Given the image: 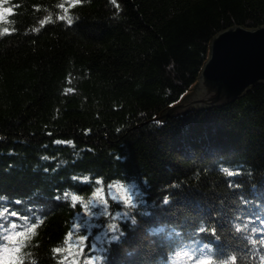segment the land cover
I'll list each match as a JSON object with an SVG mask.
<instances>
[{"label": "trees", "instance_id": "1", "mask_svg": "<svg viewBox=\"0 0 264 264\" xmlns=\"http://www.w3.org/2000/svg\"><path fill=\"white\" fill-rule=\"evenodd\" d=\"M263 25L264 0H0V237L25 233L0 239V264H262L264 85L160 113L191 93L212 37ZM121 184L135 207L92 206Z\"/></svg>", "mask_w": 264, "mask_h": 264}, {"label": "water", "instance_id": "2", "mask_svg": "<svg viewBox=\"0 0 264 264\" xmlns=\"http://www.w3.org/2000/svg\"><path fill=\"white\" fill-rule=\"evenodd\" d=\"M208 45L191 93L174 108L162 111L160 118L166 120L189 109L220 107L239 99L251 87L264 85V25L253 30L228 28L212 37Z\"/></svg>", "mask_w": 264, "mask_h": 264}, {"label": "snow or ice", "instance_id": "3", "mask_svg": "<svg viewBox=\"0 0 264 264\" xmlns=\"http://www.w3.org/2000/svg\"><path fill=\"white\" fill-rule=\"evenodd\" d=\"M4 10L6 11L7 14H11V12H12V9H11V8L4 9ZM68 23H69V25H71V24H72V21L69 20ZM4 31L7 32L8 30H7V29H4ZM55 143H56V144H61V143H64V142L58 140V141H56ZM67 143L71 144V141H68ZM44 159L47 160L48 157L45 156ZM46 171H47V170H46ZM71 178H72L73 181H76V180H77V177H75V176H73V177H71ZM73 178H75V179H73ZM84 179H85V181H86L88 178L85 177ZM95 182H96V184H99V183H100L99 180H96ZM119 187H120V189H121L124 193L127 194V199L124 201V203H125V204H126V203H127V204H131L132 207H135L136 204H135L134 201H135L136 197H138V196L140 195V193L137 192V191L135 190V186H134V185H123V184H121ZM65 196H70V199H71L72 204H73L74 207H75L76 202H77L78 200L81 199V196H80V195L71 194L70 192H66V193H65ZM4 198H5V197L0 196V200H3ZM55 198H56L57 200L60 199L59 196H57V197H55ZM112 199H113V200H116L117 198H116L115 196H113ZM15 203H16V204H20L21 202H20L19 200H17V201H15ZM89 204H92V201H91V200L89 201ZM92 206L95 207L94 204H92ZM104 214H105V215L107 214V204H105ZM11 215H12L13 217H16V216H18V213L15 212V211H13V212L11 213ZM126 218H127V215H125V213L116 212V214L112 217V220H113L114 222L111 224V231L114 232V233H115V232H118V233H119V236H123V233H124V232H123L121 229L118 228L117 223H115V221H119V220H121V219H126ZM24 219H27V217H24ZM41 221H42V220H41ZM134 223H135V222L131 220V224H134ZM84 224L87 225V226H90V225H88V222H87V221H84ZM35 226H38V225L36 224ZM11 227H12L13 229H15V228L17 227V224H16L15 222H12ZM246 227H247V225H246ZM34 228H35V227L28 228V231H29V232H32V231L34 230ZM252 231L255 233V232L258 231V229L253 228ZM212 233H213V235H215V228L212 229ZM24 235H25V233H23V232H16L15 235L8 236V237H0V239H8V240H11L13 244H15L16 241H17L20 237H23ZM72 235H73V233H71V232L67 234L68 239L65 241L66 243L68 242V240H71ZM119 236H117V235H113V236L111 237V240H112V241H116L117 239H119ZM96 239H97V240H100L101 237H100V236H97ZM249 239H250L251 242H255V240H253L251 237H250ZM87 240H88V236H87V235H81V236L79 237V239H78L77 241H75L74 243H75V244H83V243L86 242ZM261 242L264 243V237H261ZM253 244H255V243H253ZM19 251H20V248H19V247H16V248H14V249L12 250L13 253H18ZM54 251H59V249H54ZM82 251H83V249L81 248V252H82ZM261 258H262V257H261ZM97 259H98V258H97ZM261 262H262V264H264V260L261 259ZM3 264H15V261L9 259V260L4 261ZM199 264H200V262H199ZM233 264H235V257H234V260H233Z\"/></svg>", "mask_w": 264, "mask_h": 264}, {"label": "rangeland", "instance_id": "4", "mask_svg": "<svg viewBox=\"0 0 264 264\" xmlns=\"http://www.w3.org/2000/svg\"><path fill=\"white\" fill-rule=\"evenodd\" d=\"M115 196L117 199L113 200L112 197ZM108 197L98 194V196H95L94 199V205L102 208L103 205L107 204V200L110 199L112 201L118 202L119 200H124L127 197V194L124 193L119 186H115L111 188L108 191ZM90 217H96L95 215H88L85 218L88 219Z\"/></svg>", "mask_w": 264, "mask_h": 264}, {"label": "clouds", "instance_id": "5", "mask_svg": "<svg viewBox=\"0 0 264 264\" xmlns=\"http://www.w3.org/2000/svg\"><path fill=\"white\" fill-rule=\"evenodd\" d=\"M73 179H75V178H73ZM81 199H82V197H81ZM252 243H255V242H252ZM261 259L264 260V257H262ZM233 260H234V257H230L227 262H221V264H230V262H232V264H233ZM200 264H210V262L207 260H202V261H200Z\"/></svg>", "mask_w": 264, "mask_h": 264}]
</instances>
